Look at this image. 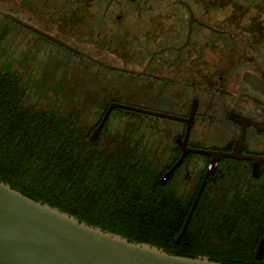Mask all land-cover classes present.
Returning <instances> with one entry per match:
<instances>
[{"label":"trees","instance_id":"trees-1","mask_svg":"<svg viewBox=\"0 0 264 264\" xmlns=\"http://www.w3.org/2000/svg\"><path fill=\"white\" fill-rule=\"evenodd\" d=\"M52 44L55 52L86 60ZM23 51L22 44L6 45L0 39L1 181L129 241L224 264H264V254L256 258L264 236V182L261 195L254 191L252 196L242 195L238 187L222 186L224 181L208 182L178 243L199 187L187 200L175 181L170 183L172 178L163 183L171 165L163 167L155 154L159 148L135 133V123L115 135L106 125L91 141L108 108L104 103L113 102L106 100L107 88L91 87L96 74L90 70H101L98 64L86 60L91 81L81 86L64 61L47 52L36 57ZM97 109L99 119L89 122L87 115Z\"/></svg>","mask_w":264,"mask_h":264},{"label":"flooded vegetation","instance_id":"flooded-vegetation-1","mask_svg":"<svg viewBox=\"0 0 264 264\" xmlns=\"http://www.w3.org/2000/svg\"><path fill=\"white\" fill-rule=\"evenodd\" d=\"M0 10L26 23L0 14V27L4 24L19 27L35 40L49 44L52 41L47 35L28 26L59 38L52 32L54 26L77 23L79 38L67 30V35L59 39L86 44L84 48L89 51L85 52L97 59L94 53L102 55L107 51L102 43L130 44V50H122L131 61L128 73L143 76L142 85L146 88H156L158 84L162 95L179 114L164 113L188 118L196 102L192 131L196 129L201 137H212L222 143V149H204L231 152L245 131L243 153L264 156V148L263 152L256 151V147L264 144V131L252 123L244 125L232 119L240 115L249 121L264 122V92L246 80L250 74L264 85V0H0ZM134 19L150 28L143 30V35L135 34L139 30L132 28ZM0 39L4 41L5 37ZM149 83L151 86H147ZM115 110L103 129L110 125ZM150 121L151 126H159L160 119ZM176 122L183 125L182 133L169 124L159 127L177 130L179 138H184L187 124ZM189 147L201 148L191 138ZM155 154L163 167L171 165L167 173L180 158L182 149L176 143L165 161L160 148ZM224 158L200 196L208 182L213 185L220 181H224L222 186L238 187L242 195L252 196L254 191L255 195H261L264 163L255 177L251 160L230 158L235 160L230 162L223 161ZM211 159L210 155L188 153L165 183L172 178L170 183L175 181V187L181 188L187 200L192 199L199 187L196 199Z\"/></svg>","mask_w":264,"mask_h":264},{"label":"water","instance_id":"water-1","mask_svg":"<svg viewBox=\"0 0 264 264\" xmlns=\"http://www.w3.org/2000/svg\"><path fill=\"white\" fill-rule=\"evenodd\" d=\"M0 14L21 22L15 16L0 10ZM29 28L47 35L52 43H57L68 50L82 55L96 64L119 71L131 72L126 68L113 66L94 58L72 45L48 35L45 32L28 26ZM246 80L264 92V85L255 77L247 74ZM115 109L138 112L155 117H162L187 124L184 138H178L177 144L182 154L173 167L164 175L162 182L174 173L181 165L188 153L210 155L212 157L206 172L200 192L196 197L190 214L182 232L177 238L179 243L191 215L197 205L201 191L208 178L212 176L222 157L245 159L253 162V176H259L264 156L243 153L245 131L236 141L231 152L211 151L202 148L189 147V141L197 110L196 102L191 109L190 116L183 118L169 113L131 106L128 104L111 102L99 124L91 136L95 142L103 129L109 115ZM236 122L247 125L252 123L259 131H264V122H254L238 115L232 116ZM264 254V236L259 242L256 258L261 259ZM0 264H224L210 260L208 257L196 258L179 256L153 246L148 243L129 241L120 234L105 231L100 227L80 221L76 216L63 212L47 203L36 201L21 191L13 188L9 183L0 180Z\"/></svg>","mask_w":264,"mask_h":264},{"label":"rangeland","instance_id":"rangeland-1","mask_svg":"<svg viewBox=\"0 0 264 264\" xmlns=\"http://www.w3.org/2000/svg\"><path fill=\"white\" fill-rule=\"evenodd\" d=\"M72 11L74 12L73 9ZM136 19H138V17ZM136 19H134L133 23L131 24L133 26L132 28L136 32L139 30V33L135 34L143 35V30L145 31L146 28L149 29L150 27L146 26L145 23L141 21H137ZM1 30L3 31V36H5L4 42L6 45L22 44L23 50L30 51L31 54L36 57H42V54L46 55L47 52L46 56H55L56 59L64 61L71 68V70H73L72 72H75L76 81L79 83V85L82 86L83 82L88 83V80H90L87 77V71L90 69V64L88 62L80 60L79 58L74 57L72 55L66 56V51L55 52L54 49L49 47L50 44H47L44 41L35 40L32 37V34L27 32L26 30H21L19 27L4 24L1 26ZM67 30H71V32L78 37L79 29L77 23L72 22L69 23L67 26H54L52 28V32L54 31L55 34L60 36L67 35ZM66 43L72 45L73 47L81 51H89L87 48H84L86 44L78 40L73 42L67 41ZM102 44H104V50H107L106 53H102V55H100L99 53H94L100 60L114 66L130 69V67L132 66L130 64L131 61L130 59H127L126 53L122 51L123 48L125 49V51L130 50V44L129 46L128 43L123 42ZM100 69L101 70H90L91 73L96 74V79L91 82L93 84V86L91 87H95V90H97L98 87L102 89L107 88V95L109 92L110 94L107 96L106 100L113 99V102L128 104L131 106L150 109L158 112H169L172 114H179L175 107L169 103L166 96L162 95V92L160 91L161 88L158 84L156 88H146L142 85L143 82H145L143 76H133L128 72L107 69L103 67H100ZM121 76L127 79L128 82H126ZM111 80L116 82L119 81L122 84L109 86L108 83ZM147 86H151V84L149 83ZM104 93L105 90L99 94L103 97L106 96ZM109 103L110 101H106L104 105L109 106ZM97 110H93L92 114L87 115L89 122H96L99 119V114L101 111L98 110V112ZM111 117L112 121L109 125L110 131L116 133L120 131V129L124 128L127 124L135 123V133L137 135L139 134L144 136L150 143V145L154 147H159L163 151L164 161L165 158L168 156V153L171 152V150L177 143L179 135H177V130H172L170 127L162 128L159 126L169 124L174 128L178 129L180 133L183 132V125L174 120L163 119L155 116H148L146 114L127 111L124 109H116L113 113V116ZM155 118L160 119L158 124L159 126H151L153 121L150 120H155ZM214 141L216 140H213L212 137H201L200 135L196 134V129L192 131L191 142L197 145L198 147H201L203 149H222V143L220 141ZM262 148H264V144H261L256 147L257 153L263 152Z\"/></svg>","mask_w":264,"mask_h":264}]
</instances>
